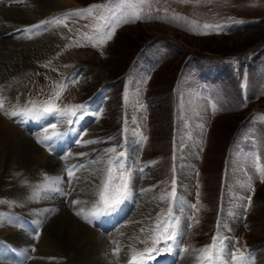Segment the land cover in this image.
<instances>
[{
    "label": "rangeland",
    "instance_id": "obj_1",
    "mask_svg": "<svg viewBox=\"0 0 264 264\" xmlns=\"http://www.w3.org/2000/svg\"><path fill=\"white\" fill-rule=\"evenodd\" d=\"M71 1L66 9H52V16L43 20L30 17L28 21L34 22L9 32L2 27L11 21L0 16V41L38 43L42 48L40 58L10 78V85L18 87L10 99L36 109L49 100L61 109L88 108V114L75 124L79 123L77 136L81 137L67 153L57 152L58 158L37 143L44 138V131L35 134L34 127L23 129L29 117L22 113L29 108L18 106L17 116L5 117L28 136L32 146L59 164L58 171L46 174L37 169L36 175H31L15 162L7 167L4 184L0 180V214L17 213L20 224L14 222L17 230L11 231L28 236L26 258L19 264L42 261L48 226L44 221L35 223L34 213L23 212L22 190L37 202L29 203L32 212L55 201L80 221L87 216L71 201L75 189L84 185L82 191L88 187L92 194L97 191L107 179V162L116 161L121 153L126 167L131 168L130 196L117 211L102 215L100 224L91 225L93 232L105 239L113 229L106 231L102 224L108 222L115 229L114 217L121 226L118 230L125 226L135 231L134 242L121 241L105 251L111 258L118 251L134 250L131 256L138 260L139 253L153 247L148 237L158 218L167 217L171 209L180 229L187 233L180 247L188 251L180 255L165 252L146 259V264H203L199 250L210 246L218 232L224 238L222 264H264V0ZM92 5L107 7L82 17L66 15ZM25 6H30L26 0L0 2V7L10 11ZM133 14L142 18L124 22ZM108 23L113 25L114 34L101 44L97 37ZM199 32L208 34H196ZM82 51L91 53V60L98 61L99 67L90 59L64 61L69 54ZM73 80L76 82H70ZM10 99L4 108L12 104ZM43 119L48 135L70 133L71 125L57 123L53 129L54 121ZM62 138H58L60 145ZM190 145L193 159L185 160L184 151ZM83 148L86 150L74 156ZM110 148L115 152L105 151ZM70 158L75 160L69 162ZM76 165L83 168L74 171L69 183L68 169ZM112 171L110 185H118L123 170L113 166ZM185 173L189 176L187 185L180 182ZM36 183L41 195L34 192ZM93 199L94 208L98 197L93 195ZM225 215L235 217V223L225 221ZM4 234L9 233L0 232V238ZM40 248H44L41 255ZM58 250H49L52 256L45 262L65 263L66 257H61L64 252Z\"/></svg>",
    "mask_w": 264,
    "mask_h": 264
},
{
    "label": "bare ground",
    "instance_id": "obj_2",
    "mask_svg": "<svg viewBox=\"0 0 264 264\" xmlns=\"http://www.w3.org/2000/svg\"><path fill=\"white\" fill-rule=\"evenodd\" d=\"M0 2L4 3V0H0ZM23 2L24 1H21V3ZM26 3L30 6H25L24 9H18L19 8L18 7L17 9H14V11H10L8 9L0 7V16L1 17L3 16L4 17L3 19L5 21H8V20L11 21L10 25H9L10 22L8 21L9 23H7V26L2 27L3 30H7L9 32L17 27L20 28L21 24L34 22V21H28L30 20L29 18L33 16L38 19L40 17V19L43 20L47 18L48 17L47 15L49 14H51L52 16V13H50V11L53 12L52 9H55V8L60 9V8H65V7H69L72 5L71 0H29V2L28 0H26ZM46 5H49L53 8H51V10L50 8L46 9L47 7ZM31 7L33 8L31 9ZM41 22H44V21H41ZM14 24H17V25L13 27L12 25ZM15 32L17 33L18 30H16ZM8 42H9L8 40L0 41V99L3 100V107L0 108V180H1V183L4 182L5 171L8 170L7 167L8 166L10 167L15 162H20L23 168L26 169L28 174H31V175H36L37 169H43L44 170L43 172L44 173L46 172V174L54 172L55 170L58 171L59 164H58V161L55 159L58 157L54 154L55 153L54 151L51 152L50 150H55L60 153L64 152L65 150L68 152L72 149L71 146H73L74 143H76L75 140L81 137V136L80 137L77 136V133H78L77 126L79 123L77 124V126L74 128L73 131L67 134L68 137H66V135L59 137V138L63 137L62 145H60L58 138L53 137V140H55V143L52 144L51 149H49V147H47L46 144L42 145V146H45L46 151L49 152L50 155L55 157V158H51L47 156V154L43 150H40V149L37 150L34 146H32L33 142L32 143L30 142V139L27 138L28 136L23 134V132L19 130L18 127L12 125L13 123L9 119L8 120L5 119V117L7 118L11 116L12 113L16 111L18 106L29 108L28 104H17L16 102H14V100L10 99L11 95H13L14 92L15 93L18 92L17 91L18 87H12L10 85L11 83L10 78L12 77V75H15L14 74L15 71L18 72L21 67L30 65L32 60L40 58V55H41L40 53L42 52L41 44H38V43L30 44V45L29 44L18 45L19 43L13 44L12 42L11 43H8ZM46 44H48V42ZM49 46L51 47V45ZM91 55H92L91 53L83 52V51L74 53V54L71 53L68 55V57H64L66 58L64 59V61L71 60V61H78V62L83 61L84 62L89 59L91 60ZM91 61L94 65H97L99 67L100 64L98 61H93V60ZM1 82L5 83L4 86L1 85L3 84ZM14 96L16 97V94ZM9 99L10 101H12V104L9 105L8 103L7 107L9 108V110L7 113H5L4 111H7V107L4 108V104ZM28 120L29 121H27L25 125L23 126L24 127L23 129L34 127L35 128L34 130L37 132L35 134L43 132V129L45 127H48V125L45 123L43 118L41 119H29L28 118ZM57 143L58 145H55ZM54 147H56L57 149H55ZM193 149L194 148L192 145H190V147L185 148L184 153L187 156L186 158H184L185 160L193 159ZM85 150L86 148H83L80 151H77L74 154V156L76 155L77 157L79 153H82ZM73 160H75V158L74 159L70 158V161L69 160L67 161L73 162ZM182 161L184 160L182 159ZM181 178L182 180L180 182H182L184 185H187L189 181L188 174L187 173L183 174ZM7 183H10V182H7ZM35 185L37 186V188L34 191L35 194L41 195L42 191H37V189L39 188V185L37 183ZM83 187L82 188L79 187L78 189L77 188L75 189V194L72 195L71 201L72 202L77 201L81 214L86 215L88 219L92 220V223L86 222V219L83 217H82V220H84L85 222H83L82 220L79 221L78 219L71 216L70 213L67 210H65V208H62L63 207L62 205H59V204L57 205L55 201H54L55 203L53 202L54 204L48 203L47 208H46L47 205L44 208V205L41 203L43 206L41 205L40 208L36 210V212L35 211L32 212L31 209H29L30 207L29 203L33 205V202H35L34 201L35 198L33 196H30L31 193L26 192L25 189L24 191L22 190L24 194L22 192H21L22 194L20 193L21 195L20 201L25 202V204L21 206V208H23V212L28 211L31 214L34 213L33 219L35 223L44 221L48 225L46 226L47 227L45 230L46 233H44V239L42 243V247L44 246L45 248H47L46 252L43 253L44 255H42L43 256L42 261L38 260L37 263H32V264H51V262L46 263L45 259H47L51 255L49 254L51 253L49 250H52L54 253H56L57 248H59V250L61 249L64 252L61 257H66V260L64 261L65 263L63 264H132L133 260H137V259H134L133 256H131L132 254H135L134 250H132V252H128L127 250H125L124 252L118 251L115 254H112V256H115L116 259L111 258L110 254L108 255L107 253H105V251L109 252V249H113L112 245L116 246L118 244H121L122 243L121 241H125L124 244L129 243L131 241L134 242V238H135L134 232L135 231L133 230L134 231L133 232L131 228L127 230L125 226H123L120 230H118L121 226H119L118 221H115L114 219L113 221L114 227H116V225L117 227L114 229L113 226H111L113 230L111 231L110 236L108 235L109 237H107L111 243H108V239H105L106 237L104 238V236H102L101 234L98 235L94 233L93 229L91 228V225L94 223L100 224L103 218H101V216L99 218L93 217L92 213L94 211L92 210L94 208L92 207L93 203L91 202H93L94 199H93L92 189H89L88 187L87 189L82 191ZM11 189H8V190H11ZM16 195L18 196V194ZM42 196L43 198H46L44 193ZM38 205L39 204H36L35 206H38ZM16 212H21V211L17 209ZM228 214L229 213H227V215ZM53 215H54V218L52 219V221H48ZM227 215H225V221L233 225L235 223L236 218L227 216ZM16 216H18L17 213H14V214L10 213L8 215L0 214V232L9 233L6 235L4 234L3 236L1 235L2 238H0V262H2V264L3 263L19 264L23 258H26V255L24 252H25L26 244L28 241L25 238L28 236L22 235V232L21 233L19 232V234H15L14 233L15 230L11 231L12 229L16 228L15 227L16 225L12 226L14 222L16 224H20L19 217L17 218ZM77 218L81 219V216L78 215ZM37 219L39 221H37ZM94 220L96 222H94ZM138 220L139 221L143 220V218H138ZM102 225H106L107 227L105 229L106 231H109L110 224L108 222H104ZM138 226L140 225L138 224ZM45 236L46 237L48 236L47 238L49 239L47 240ZM7 244L11 246V249H12L11 252L9 251L10 249ZM13 245L15 247H13ZM54 247H57V248H54ZM134 247L132 246L133 249ZM43 250L44 248L43 249L40 248V251H39L40 255L42 254ZM13 253L16 254L15 257L12 255ZM7 256H11L14 259L10 260L9 259L10 257H7ZM186 263H189L188 260H186ZM58 264H62V263H58ZM137 264H139V260H137Z\"/></svg>",
    "mask_w": 264,
    "mask_h": 264
},
{
    "label": "snow or ice",
    "instance_id": "obj_3",
    "mask_svg": "<svg viewBox=\"0 0 264 264\" xmlns=\"http://www.w3.org/2000/svg\"><path fill=\"white\" fill-rule=\"evenodd\" d=\"M107 5H92L87 9L77 10L75 12L67 13V16H75L82 17L84 15H90L94 9L97 8H106ZM130 7H135L130 5ZM142 17L138 14H133L130 19H126L124 22H135ZM148 18H151L149 15ZM158 18V17H157ZM101 19H105L101 17ZM58 23H62V21H58ZM33 27H39V25H35ZM206 28L208 26H205ZM215 30V29H213ZM114 34V27L111 23L107 24V28L104 32H101L97 39L101 44L105 43L107 40L112 38ZM196 34L206 35L208 32H199ZM30 38V37H29ZM95 46V45H94ZM72 83L76 81H70ZM59 99V94L56 96ZM34 105V102H33ZM3 107V100L0 99V108ZM78 111L71 109H61L55 106L52 100L45 102V106L42 109H36L35 106L33 108L26 109L22 115L25 117H29L31 119H41V118H51L54 122L51 124V128L55 129L57 123L61 124H69L72 127L68 130L71 132L75 128V124L82 120L85 115L88 114V108L86 105H78L76 106ZM19 113H12V115H18ZM75 118V119H73ZM45 136L43 139H38L37 143L46 144L49 149H51L52 144L55 143L53 137L59 138L68 133H57L52 132L51 135H48L49 129L45 127L43 129ZM102 141H89L88 143H96ZM106 152L112 153L115 152L114 148L106 149ZM124 153L120 154V157L117 158L116 161L109 160L108 167L106 169L107 179L102 181L100 187L97 191L93 193L94 196L98 197L97 203L94 205L95 211L92 213L94 218H99V216L107 215L112 212L117 211L120 206L129 198L131 193L130 188V179H131V168L126 167L122 158ZM113 166L121 168L123 171L119 176L120 183L118 185H110V181L113 179ZM80 167V165L73 166V168L68 169L69 183L71 182V178L73 176L76 168ZM264 175V173H262ZM175 197V190L171 194ZM164 199V197H161ZM73 203H77V201H73ZM76 215H80L79 212ZM86 219V222L92 223V220ZM143 231V229H142ZM38 235V232L36 233ZM186 232L180 229L179 222L175 219L172 214L171 209L169 210L168 216L157 220L156 225L153 228V234L148 237L153 242V247L146 249L145 253L138 254L139 264H144L146 259H155L156 256H161L163 253H175L176 255H180L181 253L187 252V249H182L180 247L182 243V239L186 236ZM224 238L220 236L219 232L212 239L210 246H205L200 249V255L203 259V264H222V257L224 255ZM147 242V241H145ZM235 243V241H232ZM155 253V256L152 254ZM230 258L235 261V257L231 252H229ZM243 259V258H241ZM132 264H137V260H133Z\"/></svg>",
    "mask_w": 264,
    "mask_h": 264
}]
</instances>
